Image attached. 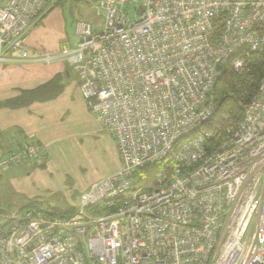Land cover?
<instances>
[{"label":"built area","instance_id":"obj_1","mask_svg":"<svg viewBox=\"0 0 264 264\" xmlns=\"http://www.w3.org/2000/svg\"><path fill=\"white\" fill-rule=\"evenodd\" d=\"M57 1L0 0V62L14 53L71 68L120 168L70 217L44 204L0 210V264H264V77L219 145L207 150L211 132L193 136L212 114L217 67L242 72L264 49V0H100V24L77 22L74 48H27ZM42 151L0 152V171ZM170 154L169 177L133 187Z\"/></svg>","mask_w":264,"mask_h":264},{"label":"crops","instance_id":"obj_2","mask_svg":"<svg viewBox=\"0 0 264 264\" xmlns=\"http://www.w3.org/2000/svg\"><path fill=\"white\" fill-rule=\"evenodd\" d=\"M55 10L40 26L27 34V48L56 52L62 44L68 42L62 15L58 17ZM58 28L61 29L60 32ZM5 59L0 62V103L16 99L21 91L33 90L66 72L62 63L45 65L21 62L14 53L5 54ZM64 83L60 95L51 101L31 103L16 109L0 107V150L6 152L32 141L41 145L44 152V157L38 162L11 167L2 176L11 183L19 182L20 193L36 197L47 187L55 185L47 181L64 179L67 173L75 175L78 168L92 163L93 168L95 165L99 167L97 172L87 181H82L80 189H74L73 193L69 192L57 199L63 206H75L80 194L91 183L117 172L120 162L114 143L107 142V139L100 150L101 165L93 162L94 151L78 143L80 136L98 132L99 126L104 128L97 119L99 126L90 117L79 93L76 74L66 73ZM21 174L23 177L19 176ZM76 190L77 193H74ZM72 196L75 197L74 200ZM57 202H50V205L61 206Z\"/></svg>","mask_w":264,"mask_h":264},{"label":"trees","instance_id":"obj_3","mask_svg":"<svg viewBox=\"0 0 264 264\" xmlns=\"http://www.w3.org/2000/svg\"><path fill=\"white\" fill-rule=\"evenodd\" d=\"M61 1L62 0H59V2L40 19L38 25L34 28L40 26L47 16L56 7H58ZM99 1L100 0H95V3L97 4ZM63 47H66L65 44H62L60 49ZM248 60V66L242 72H236L234 69H232L231 61L223 64L220 74L215 80L213 87L212 114L208 121L203 123L199 130L193 134V136H195L196 134L200 133H212V137L206 143L207 150L219 145L226 137V131L228 129L235 128L238 125V123L242 120L244 106L247 105L257 93L260 81L264 77V49L259 52L251 53ZM64 67L66 72H64L61 76L58 75L50 82L33 90L21 91L19 97L13 100H8L4 103H0V107L3 106L7 107L8 109H16L20 106H27L31 103H44L55 99L63 90L66 73L69 75L72 73L71 68L65 64ZM180 142L183 143L185 140ZM31 144L41 148V145L38 143L30 141L25 142L18 147L12 148V150H8L6 152L0 150V152L4 154L17 152L20 151L21 148L27 147ZM40 154L41 155L39 157H31V159L25 160L14 166H9L7 169H4L0 172H3L4 175V173L11 167L21 166L24 163H36L44 157L43 151ZM173 164V155L170 154L161 163L148 165L142 169H139L135 173L133 187L136 188L141 186L147 191L154 189V180L156 175L161 171L164 172L165 176L169 177ZM40 168L44 169V167ZM21 203L23 205L21 206L22 208L31 207L33 205L32 203L30 204L29 201L27 203ZM53 211L56 212V214L53 213L54 215L62 217H70L74 212L73 208H66L63 210L53 209Z\"/></svg>","mask_w":264,"mask_h":264},{"label":"rangeland","instance_id":"obj_4","mask_svg":"<svg viewBox=\"0 0 264 264\" xmlns=\"http://www.w3.org/2000/svg\"><path fill=\"white\" fill-rule=\"evenodd\" d=\"M58 2L59 0L57 1V3ZM95 4V0H62L58 7L55 8L56 10L54 9L57 16L59 17L61 14L64 20V33L67 36L68 41L65 43V45L67 47L74 48L79 42L80 38L75 32V25L77 22L82 21L91 24V26L94 28H97V26L100 24V14L96 9ZM130 17H132V14L130 15ZM60 31L61 29L58 28V32ZM90 117L95 121L96 124H98L94 116L90 115ZM102 127L104 129L99 126L98 132L88 134L85 137L80 136V138L78 139L79 144L87 146L90 150L94 151L93 162L99 165H101L100 160L102 157L100 155V150L102 148L104 140L107 139V142L114 143V149L115 151H117L114 138L103 125ZM97 169H99V167H96L95 165V167L93 168L92 163H90L88 165L81 166V168H78V172H76L75 175L67 173L66 176H64V179L47 181L48 183H53L55 185H48L50 187H47L43 192H40V194L36 195V197H27L24 193H20V186H18L19 182L11 183L10 180L5 179V177L2 176L3 172H0V176H2L0 177V210L8 212L15 211L22 208L21 206L23 205L21 202L27 203L28 201L33 205H46L50 210V213L52 214H56L53 209L63 210L66 208H73L74 206H63L62 202L60 203L59 201L58 202L61 204V206H52L53 204L50 205V202H57V199H60V196L63 197L69 192L73 193L74 189H80L79 187L80 184H82V181H87L86 179H89L91 175L96 173ZM19 176L23 177L22 174ZM77 191L78 190H76L74 193H77ZM71 198L73 200L75 199L74 196H72Z\"/></svg>","mask_w":264,"mask_h":264},{"label":"water","instance_id":"obj_5","mask_svg":"<svg viewBox=\"0 0 264 264\" xmlns=\"http://www.w3.org/2000/svg\"><path fill=\"white\" fill-rule=\"evenodd\" d=\"M221 69H222V67H220V66L217 67V71H218V72H220Z\"/></svg>","mask_w":264,"mask_h":264}]
</instances>
